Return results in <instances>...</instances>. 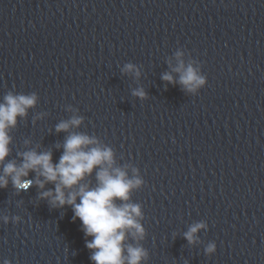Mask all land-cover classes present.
Returning <instances> with one entry per match:
<instances>
[{"label": "water", "instance_id": "1", "mask_svg": "<svg viewBox=\"0 0 264 264\" xmlns=\"http://www.w3.org/2000/svg\"><path fill=\"white\" fill-rule=\"evenodd\" d=\"M178 50L207 77L195 93L173 72ZM9 91L39 100L10 130L8 160L39 146L58 162L85 133L143 179L127 202L146 234L124 241L147 250L142 264H264V0H0V100ZM54 187L0 188V261L95 264L73 207L41 197Z\"/></svg>", "mask_w": 264, "mask_h": 264}, {"label": "clouds", "instance_id": "2", "mask_svg": "<svg viewBox=\"0 0 264 264\" xmlns=\"http://www.w3.org/2000/svg\"><path fill=\"white\" fill-rule=\"evenodd\" d=\"M183 55L182 50L175 53L177 65L173 67V72L180 74V84L195 93L207 84V77L200 74L193 64L186 66ZM123 71L140 75L139 68L133 63H127ZM162 79L176 82L171 73H164ZM133 95L144 97L146 93L141 88L135 89ZM38 100L36 92L26 94L12 91L0 100V188L8 186L9 178L17 191L27 190L33 184L44 189L49 182L53 183L55 187L42 191L41 197L48 198L54 207L66 204L73 207V220L79 218L85 236L92 237L87 240L86 246L93 250L91 260L95 264H142L148 256L147 250L142 246L125 244L124 241L129 235L143 239L146 234L141 222L142 206L127 202L131 191L142 186L144 181L138 174L129 177L125 168L115 166L114 150L110 146L100 145L96 137L73 132L63 143L64 151L58 162H54L52 151H38L39 146L20 152L18 155L22 159L19 162L7 159L11 154L13 139L10 130L17 126L18 118L27 116L28 110ZM83 119L74 115L58 123L56 130L67 131L79 126ZM97 166V183L92 186L84 181ZM33 171L36 173L35 180L28 178ZM132 171L138 173L136 168ZM117 199L123 203H117ZM4 219L7 221L8 217ZM205 227V222H197L184 235L189 242H193L197 238L195 234ZM216 249V243L211 242L206 251L213 253ZM0 264H12V261L4 259Z\"/></svg>", "mask_w": 264, "mask_h": 264}]
</instances>
